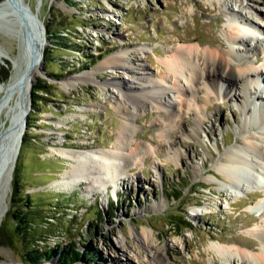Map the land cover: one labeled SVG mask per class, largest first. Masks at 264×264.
Returning a JSON list of instances; mask_svg holds the SVG:
<instances>
[{
	"label": "rangeland",
	"instance_id": "rangeland-1",
	"mask_svg": "<svg viewBox=\"0 0 264 264\" xmlns=\"http://www.w3.org/2000/svg\"><path fill=\"white\" fill-rule=\"evenodd\" d=\"M24 1L37 13L43 26L58 32L63 40L49 36L46 31L44 53L49 52V62L42 63L29 91V111L23 136L28 144L24 149L21 146L9 191L0 189V207L6 208L0 223V264H29L26 254L34 250L38 254L55 252L53 258H42L38 264H61L60 256L69 249L82 255L89 252L85 261L74 264L146 263L147 250L141 248L137 256L129 253L135 244L132 237L128 238V247L124 251L133 260L128 263L116 260L119 252L116 242L121 233L129 236L133 228L141 232L143 227L150 229L157 238L153 242L155 254L158 247L165 246L169 264H214L219 260L214 252V246L220 245L217 241L231 236L239 240L251 239L248 235L257 225L248 223L255 215L250 207L253 200L249 195L252 193L229 198L230 189L213 178L214 162L218 159L216 148L222 152L236 144L234 122L243 120L240 109L233 102L211 100L206 112L209 118L204 119L195 140L177 135V141L185 150L183 160L177 165L167 156L168 142H175V135L166 134L165 139L158 137V131L163 127L159 114L150 112L138 118L134 143L159 149L161 154L150 151L145 156V163L135 160L128 176L139 179L138 184L132 189L128 182H123L115 196L110 187L107 203L101 201L102 194L88 196L84 186L67 192L50 187L68 168L67 161L57 151L113 149L122 126V115L110 104L117 95L114 84H128L129 77L134 75L136 78L139 71L131 70L127 74L108 69L99 71L100 74L94 75L95 83L82 82L72 90H66L62 82L91 73L105 60L124 52H128L125 59L135 65L138 64L136 59L141 58L151 79L159 82L166 75L161 62L169 55L168 51L175 45L184 44L175 42L177 38L188 40L186 45L198 42L201 50L208 48V42H213L216 48L226 46V38L234 24L230 20L234 16L224 10L223 1ZM248 2L254 7L264 4V0ZM247 12L244 10L243 13ZM247 16L264 26L255 16ZM252 29L253 38H264V32L260 34L258 29ZM0 50L6 55L0 63L1 134L9 125L11 110L20 100L25 64L20 59L18 41L1 30ZM256 53L248 60L252 67L261 69L257 60L264 59V42ZM13 61L17 62L20 80L11 84L15 74ZM98 83H111L112 87L109 86L107 92L102 91ZM35 86L45 89L37 92ZM258 94L263 96L260 105L263 107L264 93L257 92L256 96ZM182 100L173 98L176 106ZM186 120L182 126L180 121L177 125L181 130L191 132L193 122ZM131 149L129 147L127 151L131 152ZM154 164L159 167L160 175L154 171ZM203 165L205 171L195 176V167ZM17 168L19 171L15 172ZM4 193L8 194L7 198ZM27 199L43 204L44 212L50 216L54 214L52 206L57 208L55 221H51L55 227L46 234H38L34 249L32 243L27 246L22 243L17 233L20 225L16 217L25 214L23 204ZM172 223L176 230L172 229Z\"/></svg>",
	"mask_w": 264,
	"mask_h": 264
},
{
	"label": "bare ground",
	"instance_id": "bare-ground-1",
	"mask_svg": "<svg viewBox=\"0 0 264 264\" xmlns=\"http://www.w3.org/2000/svg\"><path fill=\"white\" fill-rule=\"evenodd\" d=\"M222 1L225 5L224 10L230 13V16H234L230 20L234 24L231 26V34L226 38V46L221 45L222 47L216 48L213 42H208V48L201 50V45L198 42L195 45H186L188 40L184 37L177 38L175 42L184 44L175 45L168 51L169 55L161 62L166 75L162 76L159 82L151 79L141 58L136 59L137 65L125 59L128 52L105 60L98 66L99 69H94L91 73L76 75L66 79L64 83L62 82L66 90H72L82 82L95 83L94 75L99 71L108 69L116 73L123 71L125 74L131 70L139 71L136 78L134 75L129 77L128 84H114L117 95L113 94V101H110V104L122 115V126L113 149L111 151L77 152L68 149L57 151L60 157L67 161L68 168L59 179L50 184V187L57 191L67 192L70 189L84 186L88 196L102 194L101 201L107 203V190L110 187H113L115 196L118 186H121L123 182H128L132 189L134 185L138 184L139 179L133 175L128 176L135 160L138 159L141 163H145V156L150 151L154 154H161L159 149L133 141L137 132L136 120L143 114L150 112L159 114L163 123V127L158 131L159 138L165 139L166 134L168 136L175 135V142L173 140L168 142L167 156L177 165L183 160L182 156L185 153L181 143L177 141L179 140L177 135H185L187 140L197 138L204 125V119L209 118L206 116V112L210 108L211 100L236 103L243 117L241 123L234 122L237 128L236 144L233 147H227L222 152L216 148L218 159L214 162L215 174H213V178L221 182L225 188L230 189L229 198L234 195L235 198H239L240 194L245 195L248 192L252 193L249 195L251 199L259 197L258 201H254V205L250 206L255 215L248 222L257 225L248 235L251 239L239 240L231 236L226 240L217 241L220 245L214 246V252L219 260L214 261V264H264V106L260 107L263 96L259 94L256 96L257 92L264 93V59H256L259 66L261 65V69L252 67L248 60L250 55L257 54L261 42H264L253 38L254 32L250 29H258V33L261 34L264 32V26L255 23L247 16L248 14L253 15L261 23H264V4L261 5L262 9L258 6H250L248 0ZM237 3H240L239 6H236ZM24 5L27 6L24 0H3L0 3V17L5 18L9 12L19 11V7ZM244 10L248 12L243 13ZM0 23L5 27L16 29L8 23ZM34 25L37 28V24L34 23ZM3 33L11 38H17L14 31L5 29ZM35 35L36 50L28 58L26 55L20 54V59L25 64L20 100L10 112L8 127L0 134V145L6 136L14 134L11 150L5 160L6 169L0 179L2 192L9 191L12 173L22 146L24 136L22 133L25 124H27L28 113L25 106L28 104L32 83L42 67L41 59L45 50V41L40 30ZM5 56L0 50V63L6 59ZM13 65L15 74L11 78V84L20 80L17 62L13 61ZM97 85L106 92L109 86L112 87L111 83H98ZM179 97L183 100L176 106L173 98ZM258 105L259 108H257ZM187 118L193 122L191 132H187L186 129L181 130L177 125L180 121L182 126ZM129 147L132 148L131 152L127 151ZM153 169L160 175L157 164L153 165ZM201 171H205L204 165L201 168L195 167V176H199ZM2 192L0 190V193ZM4 194L6 195V193ZM7 196L8 194L6 198ZM5 215L6 208L0 207V223ZM129 237H132L135 242L133 250L130 249L129 253L137 256L141 248L149 253L146 263L137 262L136 264H169L167 254L164 253L165 246L158 247L156 254L153 251V242L157 241V238L147 227H143L141 232H137L136 228H133L130 230L129 236L121 233V237L116 242L119 247L116 260L126 263L133 260L124 251V248L128 247Z\"/></svg>",
	"mask_w": 264,
	"mask_h": 264
},
{
	"label": "trees",
	"instance_id": "trees-1",
	"mask_svg": "<svg viewBox=\"0 0 264 264\" xmlns=\"http://www.w3.org/2000/svg\"><path fill=\"white\" fill-rule=\"evenodd\" d=\"M45 29H46L47 34L49 36L55 37L57 40H63V37L59 36L58 32L51 30L49 26H45ZM57 44H60V42H57ZM48 53H49L48 51H45V53H44L45 65L47 62H49L48 61V58H49ZM35 89H36L35 91L39 92V91H42V89H45V87L44 86H35ZM32 101L35 103L36 100L33 99ZM28 127H27V131H28ZM27 144L28 143H27L26 137H23L22 149H24L27 146ZM18 171H19L18 168H17V170L15 169V172H18ZM16 178H17V176H16ZM23 207L26 209L25 214H22V216L16 217L17 218V224L20 225V228H18L17 233L21 237L22 243H24L26 246L28 243H30V244L32 243V248L34 249L36 247L35 244L38 241L37 240L38 234L39 235L43 234V233L46 234L47 231L49 232V231L53 230V228L55 227V225H53V222H51V221H55L57 208L55 206L54 207L52 206V209H53L55 215L53 214L52 216H50L46 212H44V210H43V209H45L44 205L40 204L37 201H34V200L31 201V200L27 199V202L25 205L23 204ZM20 209H22V207ZM43 212L46 214H43ZM171 226H172L173 230H176L175 223H172ZM55 231H58V230L55 229ZM54 256H55V252L38 254V253H36L35 250H34V252L32 251L29 254H26L27 262L29 264H38L42 258L51 259ZM88 256H89V252L85 255H82L81 253L75 252L73 249H69L68 251H65L60 256L59 261L61 262V264H74V263L81 261V260L85 261Z\"/></svg>",
	"mask_w": 264,
	"mask_h": 264
},
{
	"label": "water",
	"instance_id": "water-1",
	"mask_svg": "<svg viewBox=\"0 0 264 264\" xmlns=\"http://www.w3.org/2000/svg\"><path fill=\"white\" fill-rule=\"evenodd\" d=\"M27 6L19 7V11H13L9 12L5 16V18L0 17V21L3 23H8L9 25H13L16 27V29H11V27H5L0 25V30L3 32V30L6 29V31H14L17 34V38H14L19 43V52L22 54V56L26 55L28 58L29 55L36 50L37 44H36V33L42 32V38L45 41L46 39V29L43 26L42 22L38 18L37 13L33 12L32 9ZM5 19V20H3ZM33 20V21H32ZM35 24H37V28H35ZM8 26V25H7ZM40 26V27H39ZM39 27V28H38ZM37 29V30H36ZM36 32V33H35ZM45 43V42H44ZM43 43V44H44ZM41 64L44 62V51L42 54ZM26 112L29 111V106H25ZM26 132V124L24 126L23 135ZM13 133L6 136L0 145V179L2 178V173L6 169V158L11 150V145L13 143ZM23 143V140H22ZM4 169V170H3Z\"/></svg>",
	"mask_w": 264,
	"mask_h": 264
}]
</instances>
